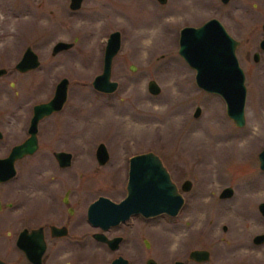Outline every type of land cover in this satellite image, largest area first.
<instances>
[{
	"label": "rangeland",
	"instance_id": "obj_1",
	"mask_svg": "<svg viewBox=\"0 0 264 264\" xmlns=\"http://www.w3.org/2000/svg\"><path fill=\"white\" fill-rule=\"evenodd\" d=\"M69 1L0 0V67L7 69L0 76V98L26 104L46 100L67 77V100L43 121L39 134L41 147L73 153L64 177L79 178L81 193H89L83 186L89 184H96V192L120 193L109 189L125 184L130 156L152 150L173 180H192L178 216H161V247L196 246L204 235H219L220 262L264 264V242L252 240L264 232L258 207L264 201L258 157L264 146V52L259 46L264 0H83L76 10ZM211 17L239 41L236 55L246 85L243 126L227 115L220 95L197 85L195 70L178 52L180 29ZM114 30L121 34L111 73L118 87L106 93L95 89L92 79L102 71L106 39ZM75 38L71 48L51 53L56 41ZM28 45L40 65L20 72L14 65ZM255 51L260 52L257 61ZM149 79L160 85L158 94L148 91ZM196 106L201 107L197 117ZM101 141L109 151L104 165L95 158ZM228 185L233 194L220 198Z\"/></svg>",
	"mask_w": 264,
	"mask_h": 264
},
{
	"label": "flooded vegetation",
	"instance_id": "obj_2",
	"mask_svg": "<svg viewBox=\"0 0 264 264\" xmlns=\"http://www.w3.org/2000/svg\"><path fill=\"white\" fill-rule=\"evenodd\" d=\"M255 52L260 58V52ZM49 99L26 104L20 98H0V264L225 263L220 262V246L215 243L220 242L219 235H204L196 246L176 247L171 243L168 251L161 247V216H178L185 202L183 191L192 187L191 179H172L184 198L177 214L146 215L117 209L128 196V177L125 184L110 186L109 190L121 191L114 194L96 192V184L83 185L89 193H81L79 178L64 177L73 153L69 151L71 161L64 166L56 153L68 150L41 147L39 137L43 121L63 106L39 119L34 152L8 158L13 147L29 136L34 106ZM186 179L191 186L183 190ZM196 249L207 250V256H192Z\"/></svg>",
	"mask_w": 264,
	"mask_h": 264
},
{
	"label": "water",
	"instance_id": "obj_3",
	"mask_svg": "<svg viewBox=\"0 0 264 264\" xmlns=\"http://www.w3.org/2000/svg\"><path fill=\"white\" fill-rule=\"evenodd\" d=\"M158 1L166 2V0ZM221 1L226 3L229 0ZM82 2L83 0H70L69 7L73 10L79 9ZM262 28L264 31V22ZM76 39L56 41L51 48V53L55 55L71 48ZM238 43L239 41L230 35L218 18L211 17L200 25H185L180 29L178 52L195 70L197 85L207 92L220 95L225 101L227 115L236 126H243L245 123L246 85L245 73L236 55ZM120 46V31H111L106 39L102 71L92 79V85L98 91L110 93L118 87V82L111 78V73L113 58ZM259 46L264 51V36L260 40ZM253 59L256 61L259 59L258 52H254ZM39 65L38 54L28 45L14 67L20 72H25L35 69ZM130 68L135 69V65L132 64ZM5 71V67H0V75ZM68 84L69 79L62 77L56 83L54 93L49 101L34 106L29 136L13 147L8 158L20 157L35 151L38 146L37 123L43 116L62 108L67 99ZM147 89L152 94H158L161 87L155 79H149ZM200 113L201 107L196 106L193 115L197 117ZM95 155L97 163L100 165L108 161L109 152L104 142L97 145ZM56 156L60 164L67 166L70 164L72 153L59 151ZM258 157L260 167L264 170V146ZM190 186L191 181L186 179L182 184V189L188 190ZM127 190L128 196L117 204L118 210H138L146 215L156 213L175 215L184 202V198L178 191L162 158L152 150L130 156ZM232 194L233 187L230 185L225 186L219 193L220 198L230 197ZM258 207L264 216V201L259 202ZM223 228L226 229V225H223ZM253 241L255 243L263 242L264 233L254 235ZM207 252V250L196 249L192 251V256L203 258L204 255L207 256Z\"/></svg>",
	"mask_w": 264,
	"mask_h": 264
},
{
	"label": "bare ground",
	"instance_id": "obj_4",
	"mask_svg": "<svg viewBox=\"0 0 264 264\" xmlns=\"http://www.w3.org/2000/svg\"><path fill=\"white\" fill-rule=\"evenodd\" d=\"M239 212H240V210H239ZM240 215H242V216H244V217L247 216L245 212H241Z\"/></svg>",
	"mask_w": 264,
	"mask_h": 264
}]
</instances>
